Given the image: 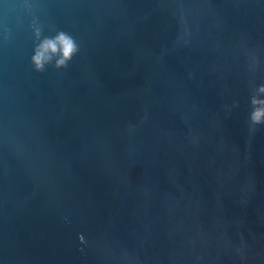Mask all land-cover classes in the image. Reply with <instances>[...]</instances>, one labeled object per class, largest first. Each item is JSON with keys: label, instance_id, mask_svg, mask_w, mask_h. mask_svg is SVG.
I'll use <instances>...</instances> for the list:
<instances>
[{"label": "water", "instance_id": "water-1", "mask_svg": "<svg viewBox=\"0 0 264 264\" xmlns=\"http://www.w3.org/2000/svg\"><path fill=\"white\" fill-rule=\"evenodd\" d=\"M261 83L264 0H0V264H264Z\"/></svg>", "mask_w": 264, "mask_h": 264}, {"label": "clouds", "instance_id": "clouds-1", "mask_svg": "<svg viewBox=\"0 0 264 264\" xmlns=\"http://www.w3.org/2000/svg\"><path fill=\"white\" fill-rule=\"evenodd\" d=\"M31 39L33 42L32 54L29 58L31 70L43 74L48 67L59 71L66 69L75 56L80 53V45L76 37L63 30H58L54 24L45 25L34 18L30 25ZM7 42L10 34L5 32ZM257 62L253 60L251 69L255 71ZM251 111L248 117L249 129L255 132L256 126L264 125V83L255 85L250 94ZM237 105L234 104L233 107ZM82 239V237H81Z\"/></svg>", "mask_w": 264, "mask_h": 264}]
</instances>
